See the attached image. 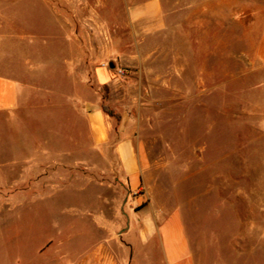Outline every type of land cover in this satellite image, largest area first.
I'll use <instances>...</instances> for the list:
<instances>
[{
    "label": "rangeland",
    "instance_id": "1",
    "mask_svg": "<svg viewBox=\"0 0 264 264\" xmlns=\"http://www.w3.org/2000/svg\"><path fill=\"white\" fill-rule=\"evenodd\" d=\"M260 7L0 0V75L22 89L0 115V264H65L101 237L99 217L118 223L120 242L139 231L136 197L179 214L192 264H264V66L251 63L250 29ZM100 66L111 84L96 82ZM102 106L146 157L135 194L112 151L120 121ZM92 109L110 123L103 147ZM149 255L133 241L125 264Z\"/></svg>",
    "mask_w": 264,
    "mask_h": 264
},
{
    "label": "crops",
    "instance_id": "2",
    "mask_svg": "<svg viewBox=\"0 0 264 264\" xmlns=\"http://www.w3.org/2000/svg\"><path fill=\"white\" fill-rule=\"evenodd\" d=\"M250 29L251 63L264 66V7L252 11ZM94 75L99 86L109 85L113 81L111 69L105 66L97 67ZM21 91V85L16 80L0 75V115L15 112L19 106ZM88 120L94 144L99 147L105 146L109 139L110 123L100 109H92ZM125 122L126 119L119 122L118 128L123 137L113 143L112 151L119 164V171L127 183L128 192L135 194L140 187L141 173L147 166V160L140 146L126 130H123ZM98 203L105 205L112 204V201L99 200ZM129 203L130 206L139 207L140 227L136 234L125 233L122 241L118 242L114 233L118 223L99 217L97 222L101 229V237L91 241L85 249L69 254L66 252L65 257L70 256V260L65 264H125L126 254H131L133 241L150 254L146 258L148 264H192L189 243L178 213L173 212L164 216L152 212L149 203L140 197L129 200ZM154 251L159 252V260L152 255Z\"/></svg>",
    "mask_w": 264,
    "mask_h": 264
},
{
    "label": "trees",
    "instance_id": "3",
    "mask_svg": "<svg viewBox=\"0 0 264 264\" xmlns=\"http://www.w3.org/2000/svg\"><path fill=\"white\" fill-rule=\"evenodd\" d=\"M102 111H103L104 113L108 114L109 116L114 117V118L116 119L117 123L120 121V118H119L118 116H114V115L112 114V112H110L109 110H107L106 107L102 106Z\"/></svg>",
    "mask_w": 264,
    "mask_h": 264
},
{
    "label": "water",
    "instance_id": "4",
    "mask_svg": "<svg viewBox=\"0 0 264 264\" xmlns=\"http://www.w3.org/2000/svg\"><path fill=\"white\" fill-rule=\"evenodd\" d=\"M127 227H128V224H127Z\"/></svg>",
    "mask_w": 264,
    "mask_h": 264
},
{
    "label": "built area",
    "instance_id": "5",
    "mask_svg": "<svg viewBox=\"0 0 264 264\" xmlns=\"http://www.w3.org/2000/svg\"><path fill=\"white\" fill-rule=\"evenodd\" d=\"M120 73V72H119Z\"/></svg>",
    "mask_w": 264,
    "mask_h": 264
}]
</instances>
